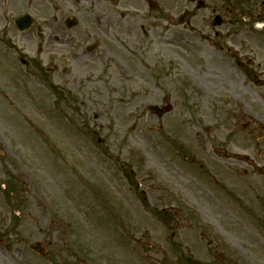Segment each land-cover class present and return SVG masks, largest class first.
I'll use <instances>...</instances> for the list:
<instances>
[{
    "label": "rangeland",
    "instance_id": "rangeland-1",
    "mask_svg": "<svg viewBox=\"0 0 264 264\" xmlns=\"http://www.w3.org/2000/svg\"><path fill=\"white\" fill-rule=\"evenodd\" d=\"M201 1L134 0L83 61L0 0V264H264V0Z\"/></svg>",
    "mask_w": 264,
    "mask_h": 264
},
{
    "label": "flooded vegetation",
    "instance_id": "flooded-vegetation-1",
    "mask_svg": "<svg viewBox=\"0 0 264 264\" xmlns=\"http://www.w3.org/2000/svg\"><path fill=\"white\" fill-rule=\"evenodd\" d=\"M195 1L198 4H203L201 0ZM18 2L22 7V14L19 16H31L33 25L27 31H19L15 25V18L11 27L19 33L37 31L40 35L49 32V35L57 38H60V34L69 35V37L71 35L72 38L77 37L81 42L82 53L80 56H75L76 60L82 58L84 61L91 58V53L96 52L104 45L100 38L106 35L112 38L123 36L125 33L122 27H126L127 35H130L134 30V23L129 22L125 26L123 24V20L128 19L130 21L134 17L131 13L136 6L134 0H18ZM81 2L86 7L80 9L79 4ZM10 3H14V0H3V4L7 7ZM150 7L160 10L161 14H166L168 21L172 20L171 15L161 5L151 4ZM189 13L187 11L184 14V19L188 21ZM6 14L8 15V11ZM87 15L89 17H85ZM203 36V42H213L215 46L212 47L213 52H216L214 51L216 49L221 52L230 51L228 44L233 41L231 30L214 31L213 35ZM92 38L95 41L91 45H85ZM208 48L211 49V47ZM236 59L238 64L242 65L239 55H236Z\"/></svg>",
    "mask_w": 264,
    "mask_h": 264
},
{
    "label": "water",
    "instance_id": "water-1",
    "mask_svg": "<svg viewBox=\"0 0 264 264\" xmlns=\"http://www.w3.org/2000/svg\"><path fill=\"white\" fill-rule=\"evenodd\" d=\"M171 109V107H169V106H167V107H165V110L166 111H169ZM153 110V112L156 110L155 108L154 109H152ZM158 112V111H157ZM159 113V112H158ZM160 114H162L161 112H160Z\"/></svg>",
    "mask_w": 264,
    "mask_h": 264
},
{
    "label": "bare ground",
    "instance_id": "bare-ground-1",
    "mask_svg": "<svg viewBox=\"0 0 264 264\" xmlns=\"http://www.w3.org/2000/svg\"><path fill=\"white\" fill-rule=\"evenodd\" d=\"M213 197H215V195H212Z\"/></svg>",
    "mask_w": 264,
    "mask_h": 264
}]
</instances>
